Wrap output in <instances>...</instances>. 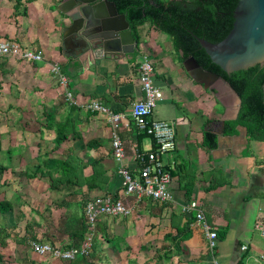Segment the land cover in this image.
<instances>
[{"label":"crops","instance_id":"0c3cea01","mask_svg":"<svg viewBox=\"0 0 264 264\" xmlns=\"http://www.w3.org/2000/svg\"><path fill=\"white\" fill-rule=\"evenodd\" d=\"M64 1L0 0V42L42 57L0 60V264H213L205 231L183 211L193 200L216 232L219 264H264V238L254 230L264 220V141L248 139L242 126L224 133L225 122L237 118V94L194 82L171 39L148 22L138 26L132 53L104 51L99 40L70 31L71 19L59 10ZM145 57L163 93L153 117L175 129L176 148L163 160L170 203L123 193L107 115L86 109L96 100L124 115V165L136 173L137 157L154 147L129 119L143 96L138 67ZM52 64L77 105L65 102ZM105 194L121 198L131 213L100 217L88 256L61 261L31 249L32 240L78 246L84 204Z\"/></svg>","mask_w":264,"mask_h":264},{"label":"built area","instance_id":"2783aa9c","mask_svg":"<svg viewBox=\"0 0 264 264\" xmlns=\"http://www.w3.org/2000/svg\"><path fill=\"white\" fill-rule=\"evenodd\" d=\"M9 56L16 57L25 62H39L42 60L40 54L23 49L15 43L0 42V60ZM50 71L56 77L58 83L65 87V102L70 106L77 105L73 94L66 88L67 77L61 72L59 65L52 64ZM138 72V80L143 96L140 100H136L131 104L129 119L139 134L145 135L153 141L154 147L145 157H137V163L140 165L136 173H132L124 165V148L118 132L124 115L110 112L96 100H90L86 104V109L91 112L107 115L111 127L112 156L118 164L117 173L121 177L123 193L134 197L137 202L147 198L158 203H170L173 201V196L169 191L171 176L163 160L176 148L175 129L173 124L153 117L155 108L163 100V93L154 84V68L147 57L143 58L140 62ZM183 211L194 213L196 224L205 231L206 246L212 257V262L213 264H219L214 256L217 235L207 224L201 205L193 200L185 205ZM130 213V208L124 204L121 198L113 194L98 196L88 200L84 204L83 219L85 233L82 242L78 246L64 248L34 240L30 241L29 245L37 255L61 261H72L78 257H86L93 245L95 224L98 219L102 216L124 218L129 216ZM254 230L264 238V220H257L254 223ZM245 249L246 245H243L241 250ZM259 259L264 263V255H260Z\"/></svg>","mask_w":264,"mask_h":264},{"label":"trees","instance_id":"16d2710c","mask_svg":"<svg viewBox=\"0 0 264 264\" xmlns=\"http://www.w3.org/2000/svg\"><path fill=\"white\" fill-rule=\"evenodd\" d=\"M108 1L125 16L135 38L138 26L148 22L171 39L180 62L192 56L204 70L229 84L240 99V109L235 120L225 122L224 133L235 134L236 127L242 126L248 139L264 141V67L255 65L226 73L210 61L198 43V39L217 43L226 37L232 28L237 0Z\"/></svg>","mask_w":264,"mask_h":264},{"label":"water","instance_id":"95a60500","mask_svg":"<svg viewBox=\"0 0 264 264\" xmlns=\"http://www.w3.org/2000/svg\"><path fill=\"white\" fill-rule=\"evenodd\" d=\"M59 10L71 19V32L89 41L99 40L104 51H134L136 41L130 25L113 2L66 0ZM198 43L210 61L226 73L255 65L264 67V0H237L232 28L226 37L217 43L204 39H198ZM182 65L194 82L206 87L221 84L233 91L219 75L204 70L192 56ZM262 99L264 102V85Z\"/></svg>","mask_w":264,"mask_h":264},{"label":"rangeland","instance_id":"374dc122","mask_svg":"<svg viewBox=\"0 0 264 264\" xmlns=\"http://www.w3.org/2000/svg\"><path fill=\"white\" fill-rule=\"evenodd\" d=\"M165 2H170V1H173V0H164Z\"/></svg>","mask_w":264,"mask_h":264}]
</instances>
